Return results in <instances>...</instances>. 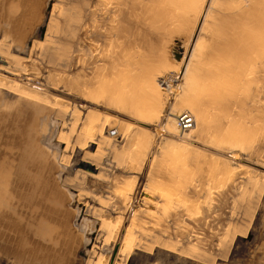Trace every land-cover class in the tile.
<instances>
[{
  "label": "rangeland",
  "instance_id": "1",
  "mask_svg": "<svg viewBox=\"0 0 264 264\" xmlns=\"http://www.w3.org/2000/svg\"><path fill=\"white\" fill-rule=\"evenodd\" d=\"M92 1L0 0V53H3L0 54V66L1 70L6 68L8 69H5L6 71L15 73L13 75L0 70V264H94L98 254L103 255L100 264H105L104 262L116 264L117 260L119 262L117 264H264V189L259 185L264 178L259 174L251 173L255 168L262 171L260 167L264 166V68L257 70L249 87L244 79L245 70H240L235 65L222 68L227 71L230 81L228 79L227 82L223 84L219 82V84L226 88L214 83V78L209 79L200 75L201 79L198 73L197 75L191 73L190 57H192L194 41L200 32L199 27L204 23L203 16L209 0H199V4L203 3L204 7L201 6L200 18L199 14L196 18H192V14H187L189 16L186 15L187 19L180 16L178 20L185 23H180L179 26L176 25L179 22L175 20L173 22L176 15L172 16L171 23L178 27L170 24L172 29L168 31V35L162 31L164 23L159 11L163 6L161 3L166 0H116L118 3L115 0ZM90 6L92 9H89ZM253 6L256 10L252 8ZM253 6H249L253 9L251 11L262 13L264 6L258 5V7L257 4V7ZM112 7L121 9L115 15L110 12ZM188 8L186 9L191 10ZM217 8L215 14H221L213 19L210 18L213 21L209 23L208 30L215 29L221 24L225 25L226 20L228 24L234 22L226 17L224 9L221 8L222 10L217 12L219 11ZM219 15L222 17L219 18ZM152 16H157L158 19L153 21L155 17ZM177 17L176 21H178ZM150 18L152 22H148ZM224 18L226 19L223 20ZM111 19L112 23L109 21ZM250 20L252 28L250 27L249 37L251 38L258 20L254 16ZM214 21H219V24L213 23ZM107 27L113 30L109 31L110 28ZM107 31L110 34L112 32L111 36ZM170 31L172 33H169ZM106 34L109 37H106ZM210 34L209 32L206 35L207 38L204 35L203 39L207 40V44L203 40V47L200 49L203 51L207 48L212 49L215 45L213 50L216 57L213 58L217 61L232 57L239 50L231 38L225 39V44L219 39L223 42L220 44L213 38L214 34ZM77 36L79 39L81 37L83 42L77 40ZM106 38H110L106 40V43H110L103 44ZM130 48L137 51L141 48V51H138L140 54H131ZM100 49H104L105 52H101ZM155 49L157 50L153 53ZM150 52L155 54V57L153 56L155 61L154 58L149 57L152 59L149 60L146 56H150L152 54H148ZM99 55L104 58H100ZM140 55L143 60L147 57L148 60H145L148 64L149 61L154 63L158 61L160 69L157 64L156 70L165 71L166 76L158 85L160 91L158 95L153 93L156 87L153 83L147 80L139 89V85L136 84V82L139 84V81L135 80V76L130 75L128 59ZM107 61L109 64L106 63ZM18 65H20L19 71H17ZM121 66L125 68L121 69ZM119 68L125 71L121 73ZM12 69L14 71H11ZM112 69L113 74L110 73ZM185 73L189 74V80L188 75L186 74L187 77L185 75L187 81L184 78ZM6 78L11 79L5 80ZM233 78L235 79L232 80ZM231 80L235 81L234 84ZM190 81L196 83L198 87L193 84L191 87ZM211 84L213 86H210ZM206 85L208 91L203 89ZM147 86L149 91L145 89ZM233 86L234 88L231 89ZM184 88L190 90L188 92L191 96L184 91ZM178 89L180 92L176 91ZM233 90L235 91L232 92ZM211 92L214 96L219 92L218 101L215 100L217 103H213L211 109L224 110L234 107L236 110L239 107L240 112L237 119L228 118V121L232 119L231 124L223 121V118H213V125L209 123V131L200 121V112H203L207 104L204 101L205 94ZM144 96L147 104L151 103L150 107L155 106L160 110L147 119V127L122 116H130V114H135L134 117L138 116V110L144 103L142 102ZM154 96L158 99H153ZM193 96L194 101L191 98ZM176 99L180 102H176ZM150 100L159 101L152 104ZM191 102H194L195 108L189 113L193 116L195 126L188 131H181L176 124L177 137H169L164 132L163 118L170 117L168 114L172 112L176 123V114L181 110L187 111L186 107ZM135 104L137 106H134ZM110 117L129 122L132 125V127L130 125L131 129L127 130L125 126L121 128L119 125L116 127ZM253 120L256 125L252 123ZM234 122H241V126L237 125L236 128L232 124ZM215 123L217 125L221 123L220 128ZM100 131H103V138ZM215 131L220 137L226 136L223 143H220L221 146L214 147L224 153L223 157L210 154L211 150L208 148L209 143L212 142V136L209 135L216 133ZM231 133L234 136H230ZM83 134L86 136L94 134V137L86 138V145H83ZM76 136L83 137L77 140ZM108 137L113 139L109 140ZM76 140L79 143H76ZM175 140H185L187 146L191 145L187 148L177 147ZM170 151V154L174 155L173 158L167 153ZM173 160L175 166L172 165ZM258 175L259 177H256ZM151 181L154 184H151ZM167 185L173 186V190L178 189L176 195H173L175 200H168L170 197L162 188ZM255 190L261 193L256 194ZM205 192L207 194L203 197ZM204 204L208 205L204 206ZM184 205L187 208L184 209ZM143 208L154 211L157 218L155 223L152 219V222H145L147 219L144 218L143 213L138 212L144 211ZM184 212H187V215ZM138 221L141 222L140 226ZM132 222H136V226ZM154 224L158 228H155ZM145 225L148 227L145 228ZM108 227L112 229V234L107 237ZM128 228L131 229L130 231L134 228L133 235L136 234L137 228L142 230L134 248H131L132 251L129 250L130 253L128 252L126 257L125 254L121 255L115 251L112 253L110 246L116 244L118 248L123 236L129 231ZM181 233L185 235L181 237ZM47 236L49 238L51 236L53 241L47 240ZM105 240L109 245L105 244ZM191 245L198 250L195 251L194 248L192 250Z\"/></svg>",
  "mask_w": 264,
  "mask_h": 264
},
{
  "label": "bare ground",
  "instance_id": "2",
  "mask_svg": "<svg viewBox=\"0 0 264 264\" xmlns=\"http://www.w3.org/2000/svg\"><path fill=\"white\" fill-rule=\"evenodd\" d=\"M94 1V0H93ZM92 1V2H93ZM118 1V0H117ZM116 0H115V2L116 3H118ZM127 1H129V0H127ZM162 1V0H161ZM208 1V0H207ZM206 1V2H207ZM238 0H209V3H208V7H207V10H206V12H205V15L203 16L204 17V23H203V25H202V27H199L200 28V32L199 31H197V32H199L198 33V37H197V39H196V41H194V46H193V50H192V57H190L191 58V61H190V66H191V73L193 72V73H195L196 75H197V73L199 74V77H200V75H203V76H205V77H208L209 79H212V78H214V81L212 80V82H214V83H218L219 84V82H221L222 84H223V82H227V80L229 79L228 78V74H227V71H225V70H223L222 68L224 67V68H228L229 66H231V65H235V66H237V68L238 69H240V70H245V73H246V77L244 78L245 79V81H246V84H247V86L249 87V85H250V83H251V79H253L252 77L255 75V73L257 72V70L259 69V68H261V69H263L264 68V14H262L263 13V11H264V9H263V11H262V13L260 14L259 12V14L257 13V11H251V9L253 8V9H255L254 8V6L253 5H255L256 6V4H257V6L258 5H262V6H264V0H243L242 2H240V3H238L237 2ZM241 1V0H240ZM114 2V3H115ZM160 2V1H159ZM201 2V1H200ZM123 3V2H122ZM126 3V2H125ZM130 3V2H129ZM161 3V2H160ZM163 3H165V4H163ZM254 3V4H253ZM18 4V3H17ZM163 6H161V10L159 9V11L161 12V14H162V18L161 19H163V23L164 24H162L163 26H162V31H164V32H166V34L165 35H168L167 33H168V31L169 30H171L172 28H170V24H172L173 22H174V20H175V22H179V23H176V25L178 24H180V23H182V24H184L183 22H182V20L180 21V20H178V19H180V16L182 17L183 16V18H185L186 17V19L189 17L187 14H192L193 15V17L192 18H196V17H198L199 16V18L201 17V14L199 13L200 11H201V9H202V7H203V3L202 4H199V0H187V4H186V0H166L165 2H162L161 3ZM160 4V5H161ZM207 4V3H206ZM119 5H121V4H119ZM130 5V4H129ZM141 5V4H140ZM153 5V4H152ZM158 5V4H157ZM157 5H156V7H157ZM186 5H188L187 7H189L191 10H187L186 8ZM205 5V4H204ZM15 6V5H14ZM86 6H88V5H86ZM116 6H117V4H116ZM122 6H123V4H122ZM131 6V5H130ZM129 6V7H130ZM142 6H143V4H142ZM146 5H144V7H145ZM202 6V7H201ZM249 6H253L252 8L251 7H249ZM256 6V7H257ZM6 7V6H5ZM127 7V6H126ZM125 7V8H126ZM132 7V6H131ZM130 7V8H131ZM148 7V6H147ZM155 7V9H156V12H157V8ZM217 7H220V9L219 8H217ZM259 7V6H258ZM86 8V7H85ZM116 8V9H115ZM115 8H113L112 7V9H111V13L113 14H117V12L119 11V9H121L120 7H115ZM129 8V9H130ZM135 8V7H134ZM159 8V7H158ZM188 8V9H189ZM204 8V7H203ZM215 8H217V9H219V11L217 10V12H220V10H222V9H224V13L226 14V17H228V18H230V21H231V19H232V21H234V22H232V24L230 23V24H228L227 23V20H226V24L224 25V24H221L220 26L218 25L219 24V21L217 22V21H214L213 23H215V22H217V25H218V27L216 26V28L215 29H211V30H208L209 29V27L210 26H208L209 25V23L211 24L212 23V21L210 20V18H212L213 19V17H215V16H217L218 14H221V13H218L217 15L215 14ZM222 8V9H221ZM262 8V7H261ZM89 9H92L91 8V6H90V8ZM145 9H146V7H145ZM144 9V10H145ZM154 9V10H155ZM250 9V10H249ZM252 9V10H253ZM259 9V8H258ZM134 10V9H133ZM138 10V9H137ZM256 10V9H255ZM259 10H261V9H259ZM89 11V10H88ZM95 11V10H94ZM121 11V10H120ZM127 11V10H126ZM129 11V10H128ZM140 11H141V8H140ZM153 11V10H152ZM188 11V12H187ZM12 12V11H11ZM90 12H91V10H90ZM134 12H135V10H134ZM155 12V11H154ZM222 12V11H221ZM256 12V13H255ZM92 13V12H91ZM93 13H95V12H93ZM138 13V12H137ZM136 13V14H137ZM158 13V12H157ZM224 13H223V16H224ZM96 14V13H95ZM111 14V16H113ZM141 14V13H140ZM146 14V13H145ZM151 14V13H150ZM199 14V15H198ZM239 14H240V16H239ZM82 15V14H81ZM132 15H134V14H132ZM148 15V14H147ZM151 15H153V13L151 14ZM154 15H156L155 13H154ZM174 15H176V16H174ZM188 17H187V16ZM198 15V16H197ZM228 15V16H227ZM233 15V16H232ZM248 15V16H247ZM84 16V15H83ZM89 16V15H88ZM110 16V17H111ZM137 16V15H136ZM143 16V15H142ZM172 16H174V18L175 19H173V22L171 23V21H172ZM177 16H179V18L177 17ZM220 16V15H219ZM230 16V17H229ZM252 16H254L255 18H256V20H258L257 22H256V26H255V28H254V30H255V32L254 33H252V35H253V37H249L251 34H250V27H251V22H249V20H250V18L252 17ZM90 17V16H89ZM114 17V16H113ZM119 17V16H118ZM147 17V16H146ZM152 17H155V19L153 20V21H155L156 19H158V18H156L157 16H152ZM151 17V18H152ZM176 17H177V20L178 21H176ZM222 16H220L219 18H221ZM232 17V18H231ZM151 18L148 20V22L151 20ZM90 19V18H89ZM144 19V18H143ZM160 19V18H159ZM160 19V20H161ZM215 19V18H214ZM216 19H218L217 17H216ZM226 18H224L223 20H225ZM254 19V18H253ZM88 20V19H87ZM124 20H126V19H124ZM145 20V19H144ZM143 20V21H144ZM199 20V19H198ZM220 20V19H219ZM8 21V20H7ZM109 21H111V23L113 22V20L111 19V20H109ZM184 21V20H183ZM197 21V20H196ZM222 21V20H221ZM229 21V22H230ZM251 21V20H250ZM82 22V21H81ZM115 22V21H114ZM130 22V21H129ZM146 22V21H145ZM144 22V23H145ZM150 22H152V21H150ZM159 22V21H158ZM202 22V21H201ZM200 22V23H201ZM223 22V21H222ZM225 22V21H224ZM223 22V23H224ZM88 23V22H87ZM93 23V22H92ZM109 23V22H108ZM133 23V22H132ZM154 23V22H153ZM197 23V22H196ZM221 23V22H220ZM8 24V23H7ZM137 24V23H136ZM146 24H148L147 22H146ZM150 24V23H149ZM174 24V23H173ZM172 24V25H173ZM228 24V25H227ZM109 25H111L110 23H109ZM157 25V24H156ZM171 25V26H172ZM176 25H173V26H175L176 27ZM201 25V24H200ZM231 25V26H230ZM253 25V24H252ZM19 26V25H18ZM114 26V25H113ZM148 26V25H147ZM150 26V25H149ZM159 26H161V25H159ZM172 26V27H173ZM179 26H181V25H179ZM197 26V25H196ZM211 26H213V25H211ZM214 26V27H215ZM93 27V26H92ZM91 27V28H92ZM151 27V26H150ZM174 27V28H175ZM178 27V26H177ZM176 27V28H177ZM6 28V27H5ZM107 28H110V27H107ZM146 28V27H145ZM159 28H161V27H159ZM180 28V27H179ZM213 28V27H212ZM252 28V27H251ZM86 29H87V27H86ZM93 29V28H92ZM112 28H110V29H108L109 31L111 30ZM136 29V28H135ZM152 29V28H151ZM154 29V28H153ZM156 29V28H155ZM113 30V29H112ZM111 30V31H112ZM160 30V29H159ZM173 30H175V29H173ZM89 31V30H88ZM109 31H107V34L108 35H110L111 36V34H112V32H111V34H110V32ZM140 31V30H139ZM143 31V30H142ZM158 31V30H157ZM179 31H180V29H179ZM135 32V31H134ZM209 32L211 33L210 35H212V34H214V36L215 37H213L214 39H216L217 40V42L218 43H223L221 40H223L224 41V44H225V39H229V38H231V41L232 42H235V43H233L235 46H237L238 48H239V50L238 51H236L233 55H232V57L231 56H229V57H225V59H221L222 61H217L216 59H214L213 57H216V56H214V54H215V51L213 50L214 49V46L215 45H213V48L211 49V48H207V49H205L204 51H203V49H200V48H202L203 47V37H204V35H205V37H206V35H208L209 34ZM92 33V32H91ZM161 33H163V32H161ZM169 33H172L171 31L169 32ZM105 35L106 37H109L108 35ZM139 34V33H138ZM178 35V34H177ZM241 35H243V38L241 39ZM169 36H170V34H169ZM76 37V36H75ZM74 37V38H75ZM78 37V39L77 40H80V42L82 41L83 42V40L81 39V37H80V39H79V36H77ZM123 37V36H122ZM125 37V36H124ZM140 37V36H139ZM142 37V36H141ZM171 37H172V35H171ZM209 37H211V36H209ZM105 38V37H104ZM207 38V37H206ZM213 38H211V39H213ZM99 39V37L97 38V40ZM109 40L110 38H106V39H104L105 40V42L103 43V44H108V43H110V42H108V43H106V40ZM123 39V38H122ZM127 39V38H126ZM137 39V38H136ZM158 39V38H157ZM161 39V38H160ZM176 39V38H175ZM209 39V38H208ZM219 39H221L220 41H219ZM239 39H241L240 41H239ZM107 40V41H108ZM119 41V40H118ZM117 41V42H118ZM193 41V40H192ZM210 40H208V42H209ZM212 41H214V40H212ZM116 42V43H117ZM150 42H152V41H150ZM149 42V43H150ZM153 42H155V41H153ZM167 42V41H166ZM166 42H165V44H166ZM215 42V41H214ZM239 42H240V45H239ZM193 43V42H192ZM204 43L205 44H207V40L205 41L204 40ZM210 43V42H209ZM216 43V42H215ZM217 43V46L219 45ZM118 44V43H117ZM121 44V43H120ZM119 44V45H120ZM138 44V43H137ZM168 44V43H167ZM83 44H81V46H82ZM155 45V44H154ZM161 45V44H160ZM212 45H211V47H212ZM95 46V45H94ZM98 46V45H97ZM97 46H95V47H97ZM104 46V49L106 48L105 47V45H103ZM103 46H101V47H103ZM131 46V45H130ZM144 46V45H143ZM142 46V47H143ZM229 46V45H228ZM100 47V46H99ZM108 47V46H107ZM114 47V46H113ZM133 47H135V46H133ZM148 47H150V46H148ZM161 47V46H160ZM159 47V48H160ZM216 47V46H215ZM112 48V47H111ZM116 48V47H115ZM114 48V49H115ZM147 48V47H146ZM151 48V47H150ZM149 48V49H150ZM156 48V47H155ZM103 49V50H104ZM119 49V48H118ZM122 49V48H121ZM131 49V48H130ZM141 48H139V50H140ZM144 49V48H143ZM154 49V48H153ZM101 50V49H100ZM100 50H98L99 52H100ZM103 50H101V52L103 51ZM107 50V49H106ZM116 50H117V48H116ZM138 50V51H139ZM146 50V49H145ZM148 50V49H147ZM157 49H155L154 51H153V53H155V51H156ZM159 50V49H158ZM226 50V49H225ZM137 51V49H131L129 52L131 53V54H137V55H139L140 53ZM141 51V50H140ZM152 51V50H151ZM160 51H161V48H160ZM202 51V52H201ZM63 52V51H62ZM97 52V51H96ZM96 52H94V53H96ZM98 52V53H99ZM103 52H105V51H103ZM108 52V51H107ZM116 52V51H115ZM143 52V51H142ZM148 52V51H147ZM110 53H111V51H110ZM144 53V52H143ZM152 52H150V53H148V54H151ZM153 53L149 56V55H146V56H148V59L149 60H152L151 58H154L155 56V54L153 55ZM157 53H159V54H162L161 52H159V51H157ZM157 53H156V56H157ZM1 55L3 54L2 52L0 53ZM114 54V53H113ZM145 54V53H144ZM143 54V55H144ZM78 55V54H77ZM100 55H101V53H100ZM99 55V56H100ZM102 55L104 56V54L102 53ZM107 55V54H106ZM80 56V55H79ZM96 56H97V53H96ZM102 56V57H103ZM154 56V57H153ZM228 56V55H227ZM82 57V56H81ZM101 56H100V58H102ZM108 57H109V55H108ZM118 57V56H117ZM123 57V56H122ZM141 55L140 56H137V57H135V58H132V59H128V63H129V66H130V75L131 76H135L136 77V81L138 80L139 81V84H138V82H136V84L137 85H139L138 87H139V89L140 88H142L143 86H144V84H145V81H147V82H151V83H153V85H155L156 87H154V91H153V93H155V95H158L157 93H159L160 91H159V87H158V85H160L161 84V81L163 80V78H165V76H166V74L162 71V70H156L157 68H156V65L157 64H159L158 63V61H157V63H154V62H150L149 61V64H148V59H147V57H145L144 58V60L143 59H141ZM149 57H151V58H149ZM158 57H159V55H158ZM2 58V57H1ZM75 58V57H74ZM97 58H99L98 56H97ZM104 58V57H103ZM106 58H107V56H106ZM105 58V59H106ZM110 58H112L111 57V55H110ZM143 58V57H142ZM162 58L164 59V61H165V58L162 56ZM188 59H189V57H187ZM196 58H198V60L196 59ZM145 59H147V60H145ZM163 59L161 60V61H163ZM194 59H196L197 60V63H196V60H194ZM239 60V62H238V60ZM29 60V59H28ZM122 60V59H121ZM156 60H157V57H156ZM181 60V59H180ZM190 60V59H189ZM192 60H193V62H192ZM123 61H124V59H123ZM147 61V62H146ZM153 61H155V58H154V60ZM31 62V61H30ZM94 63H95V60L93 61ZM102 62V61H101ZM177 62V61H176ZM186 62V61H185ZM240 63L239 65H237L238 63ZM106 63H108L109 64V61H107ZM106 63H104L105 64V66H106ZM152 63V64H151ZM154 63V64H153ZM169 63V62H168ZM189 63V62H188ZM48 64V63H47ZM182 64V63H181ZM94 65H96V64H94ZM185 65V64H184ZM17 66V65H16ZM129 66H127V67H129ZM160 66V64L158 65V67ZM7 67V66H6ZM14 67V66H13ZM19 67H20V65H18V70L17 71H19ZM111 67V66H110ZM117 67H118V65H117ZM116 67V68H117ZM174 67V66H173ZM181 67H182V65H181ZM115 68V69H116ZM121 69L123 68L122 66L120 67ZM119 68V70H120V72L121 71H125V70H121ZM125 68V67H124ZM123 68V69H124ZM162 68V67H161ZM176 68H178V67H176ZM6 69V68H5ZM2 69L1 70V66H0V70L1 71H3V72H7L8 74L10 73V74H15V73H13V72H9V71H6V70H8V69ZM15 69V68H14ZM14 69H12L11 71H14ZM67 69V68H66ZM159 69H160V67H159ZM164 69V68H163ZM168 69H170V68H168ZM167 69V70H168ZM22 70V69H21ZM20 70V71H21ZM64 70V69H63ZM119 70H118V72H119ZM184 70V69H183ZM188 70V69H187ZM24 71V70H23ZM45 71V70H44ZM189 71V70H188ZM187 71V72H188ZM239 71V70H238ZM183 72V71H182ZM186 72V71H185ZM110 73H112L113 74V69H112V71L110 72ZM122 73V72H121ZM172 73V72H171ZM190 73V74H191ZM229 74H230V72H228ZM233 73H235V72H233ZM19 73L17 72V74L16 75H18ZM101 74V73H100ZM105 74V73H104ZM120 74V73H119ZM118 74V75H119ZM187 73H185L184 74V78H185V80H186V77H187V75H188V80H189V74H187ZM239 74H240V72H239ZM238 74V75H239ZM259 74V73H258ZM121 75V74H120ZM169 75V74H168ZM185 75H186V77H185ZM236 75V74H235ZM238 75H237V77H238ZM257 75V74H256ZM261 75V74H260ZM4 76V75H3ZM100 76V75H99ZM107 76V75H106ZM111 76V75H110ZM192 76V75H191ZM190 76V77H191ZM113 77V76H112ZM121 77H123V76H121ZM132 77V78H133ZM196 78H197V76H195ZM5 78V77H4ZM125 78V77H124ZM131 78V79H132ZM201 78V77H200ZM231 78V77H230ZM9 80V79H11V78H6L5 80ZM109 79V78H108ZM113 79H114V77H113ZM128 79V78H127ZM130 79V78H129ZM162 79V80H161ZM192 79V78H191ZM198 79V78H197ZM202 79V78H201ZM208 79V80H209ZM235 78H233L232 80H234ZM102 80V79H101ZM107 80V79H106ZM125 80H126V78H125ZM161 80V81H160ZM231 80V81H232ZM74 81V80H73ZM111 81V80H110ZM120 81H121V79H120ZM174 81V80H173ZM181 82H182V79L180 80ZM187 81V80H186ZM192 81H194V79L192 80ZM199 81H201V80H199ZM229 81H230V79H229ZM96 82V81H95ZM123 82V81H122ZM128 82V81H127ZM134 83H135V81H133ZM211 82V83H212ZM233 82V84H234V82L235 81H232ZM237 82V81H236ZM8 83V82H7ZM14 83H16L15 81H14ZM79 83V82H78ZM185 83V82H184ZM191 85H190V84ZM189 83H185V84H189L191 87H192V84H193V86H197V84L195 83H192L191 81L189 82ZM203 84H204V82H202ZM206 83H207V81H206ZM220 83V84H221ZM238 83V82H237ZM6 84V83H5ZM86 84V83H85ZM99 84V83H98ZM149 84V83H148ZM180 84V83H179ZM184 84V86L186 87V85ZM219 84V85H220ZM225 84V83H224ZM231 84V83H230ZM230 84H228V85H230ZM135 85V84H134ZM166 85V84H165ZM217 85V84H216ZM131 86H133V84L131 85ZM183 86V85H182ZM205 86V85H204ZM210 86H213L212 84L210 85ZM209 86V87H210ZM221 86V85H220ZM181 87V86H180ZM198 87V86H197ZM200 87V86H199ZM217 87V86H216ZM221 87H224V88H226L224 85H222ZM134 88V87H133ZM149 88V86H147V87H145V89L147 90ZM177 88V87H176ZM193 88H195V87H193ZM201 88V87H200ZM199 88V89H200ZM207 88V85H206V87L205 88H203V89H206ZM211 88H213L214 89V87H211ZM223 88V90H225ZM229 88V87H228ZM228 88H227V90H228ZM232 88H234V86L233 87H231V89ZM102 89V88H101ZM136 89V88H135ZM144 89V88H143ZM142 89V90H143ZM185 89V88H184ZM186 89H187V87H186ZM184 90V91H187V90ZM189 89V88H188ZM197 89V88H196ZM196 89H194V90H196ZM199 89H197V90H199ZM208 89V88H207ZM206 89V90H207ZM246 89H249V88H247L246 87ZM245 89V90H246ZM98 90V89H97ZM118 90V89H117ZM123 90V89H122ZM125 90V89H124ZM192 90V89H191ZM205 90V91H206ZM210 90V89H209ZM242 90V89H241ZM245 90H243V92L245 91ZM103 91V90H102ZM118 91H121V90H118ZM147 91H149V89L147 90ZM176 91H178V92H180L179 91V89L178 90H176ZM183 91V90H182ZM189 92H190V90H188ZM186 92V93H189V92ZM208 91V90H207ZM206 91V92H207ZM213 91V90H212ZM226 91V90H225ZM231 91V90H230ZM235 90H233L232 92H234ZM248 91H250V90H248ZM42 92V91H41ZM82 92V91H81ZM93 92V91H92ZM144 92V91H143ZM162 92V91H161ZM199 92H201V91H198V93ZM204 92V91H203ZM242 92V91H241ZM145 93V92H144ZM153 93L151 94V95H153ZM177 93V92H176ZM176 93H174V94H176ZM202 93V92H201ZM200 93V94H201ZM222 93H223V91H222ZM245 93V92H244ZM243 93V94H244ZM133 94V93H132ZM150 94V93H149ZM179 94V93H178ZM185 94V93H184ZM195 94V93H194ZM199 94V95H200ZM216 94V93H215ZM219 94V92L214 96L213 94H212V92L210 93V94H205V97H206V99L204 98V101L207 103L206 104V107H204L205 109L204 110H202L203 112H200L201 113V120L200 121H202L203 122V124H204V127L206 126V130H208L209 129V131H210V128H208L209 127V123H211L212 124V119L213 118H223V121H225V122H228V123H230V121L232 120H230V121H228V118H235V119H237V116H238V114H239V112H240V110L238 109L239 107H237V109L236 110H234V107L233 108H231L230 107V109L229 108H224V110L223 109H221L220 110V108L219 109H211V108H213L212 107V104L214 103H217L215 100H217L218 101V95ZM232 94V93H231ZM119 95V94H118ZM144 95V94H143ZM142 95V96H143ZM145 95H146V93H145ZM167 95V94H166ZM183 95V94H182ZM189 95H190V93H189ZM192 95H193V92H192ZM196 95V94H195ZM194 95V96H195ZM229 95H230V93H229ZM110 96V95H109ZM120 96V95H119ZM122 96V95H121ZM140 96V95H139ZM174 96V95H173ZM185 96V95H184ZM191 96V95H190ZM193 96V97H194ZM203 96H204V94H203ZM217 96V97H216ZM222 96V95H221ZM239 96V95H238ZM244 96V95H243ZM145 97V96H144ZM155 98H153V99H158V97L157 96H154ZM193 97H191L192 99H193V101H194V99H195V97L193 98ZM201 97V96H200ZM123 98V97H122ZM185 98V97H184ZM183 98V99H184ZM188 98H189V96H188ZM228 98V97H227ZM45 99V98H44ZM121 99V98H120ZM141 99V98H140ZM142 99H143V97H142ZM146 99V97L144 98V100L142 101V102H144L143 104H141L142 106L139 108V110H138V116L136 115V117H134V115L135 114H130V116L128 115V116H126V115H122L123 117H125V118H127V119H130V120H132V121H135L136 123L138 122V123H140V125L141 124H143V125H147L146 124V121H147V119L150 117H153V115L152 114H157L158 112L157 111H160V110H158V108H155V106L154 107H150L149 105L151 104H147V101L145 100ZM162 99V98H161ZM173 99H175V98H173ZM182 99V100H183ZM234 98H231V100H233ZM242 99H243V97H242ZM147 100H148V98H147ZM151 100H152V98H151ZM150 100V101H151ZM184 100H186V98L184 99ZM183 100V102H185ZM191 99H189V101H190ZM230 100V101H231ZM238 100H239V98H238ZM159 101V100H158ZM158 101L156 100V101H154V102H157L158 103ZM175 101V100H174ZM180 101H181V98H180ZM179 100H177L176 99V102H180ZM196 101V100H195ZM202 101H203V99H202ZM46 102V101H45ZM151 102H153V101H151ZM154 102L152 103V104H154ZM182 102V101H181ZM187 102V101H186ZM241 102H242V100H241ZM91 103V102H90ZM116 103V102H115ZM130 103V102H129ZM139 103V102H138ZM141 103V102H140ZM240 103V102H239ZM117 104V103H116ZM131 104V103H130ZM176 104V103H175ZM184 104H186V103H184ZM183 104V105H184ZM198 104V103H197ZM124 105V104H123ZM155 105H157V104H155ZM205 105V104H204ZM223 105V104H222ZM238 105H240L241 106V104H238ZM51 106V105H50ZM97 106V105H96ZM134 106H137V104H135ZM188 107H186V109H187V111L189 112V111H193V109L195 108V105H194V102H191V103H189L188 105H187ZM218 106V105H217ZM67 107V106H66ZM80 107V106H79ZM172 107H174V106H172ZM171 107V108H172ZM227 107V106H226ZM64 108V107H63ZM62 108V109H63ZM133 108V107H132ZM165 108V107H164ZM170 108V109H171ZM198 108V107H197ZM221 108H223V107H221ZM111 109V108H110ZM163 109V108H162ZM169 109V108H168ZM65 110V109H64ZM134 110H135V108H134ZM172 110H173V108H172ZM199 110V109H198ZM110 111V110H109ZM137 111V110H136ZM199 111H201V110H199ZM114 112V111H113ZM132 112V111H131ZM135 112V111H134ZM170 112V111H169ZM136 113V112H135ZM168 113V112H167ZM257 113V112H256ZM117 114V113H116ZM159 115H160V113H159ZM167 116V115H166ZM168 116H170V117H164L163 118V120H164V132H166L167 133V135L169 136V137H172V138H176L177 137V127H176V123L174 122V118H173V116H174V114L171 112V113H169L168 114ZM158 117V116H157ZM160 117H162V116H160ZM172 117V118H171ZM247 117H250V116H247ZM70 118V117H69ZM109 118V117H108ZM110 118H112L114 121H113V124H116V127H117V125H119L121 128L123 127V126H125V129H127V130H130L131 129V127H132V125L129 123V122H124V120L122 121L121 119H117V118H113V117H110ZM154 118H156V116L154 117ZM199 118V117H198ZM161 119V118H160ZM260 119V118H259ZM74 120V119H73ZM151 121H152V119H150ZM162 120V121H163ZM199 120V119H198ZM252 120V119H251ZM255 120H256V118H255ZM255 120H253L252 121V123L255 121ZM156 121V120H155ZM154 121V122H155ZM199 121V122H200ZM219 121H220V119H219ZM221 121H222V119H221ZM248 121V120H247ZM72 122V121H71ZM150 122V121H149ZM159 122V121H158ZM198 122V123H199ZM249 122V121H248ZM247 122V123H248ZM148 123V122H147ZM197 123V124H198ZM219 123V122H218ZM242 123H244V122H242ZM255 123V122H254ZM126 124H129V126H127ZM150 124H153V123H150ZM150 124H149V126H150ZM195 121H194V125H193V127L195 126ZM216 124V123H215ZM221 124V123H220ZM219 124V125H220ZM231 124V123H230ZM236 128H238L237 127V125L238 126H241L240 124H241V122L239 123V122H234V123H232ZM245 124H246V121H245ZM72 125V124H71ZM130 125H131V127H130ZM156 125V124H155ZM199 125V124H198ZM198 125H196V127H198ZM213 125V124H212ZM217 125V124H216ZM219 125H217V126H219ZM229 124H227V126H228ZM247 125V124H246ZM245 125V126H246ZM255 125H256V123H255ZM203 126V125H202ZM211 126V125H210ZM223 126V125H222ZM263 126V125H262ZM147 127V126H146ZM193 127H192V129H193ZM226 127V126H225ZM230 127V126H229ZM231 127H232V125H231ZM234 127V128H235ZM258 127H260V126H258ZM124 128V127H123ZM200 128H201V126H200ZM200 128H198V129H200ZM218 128H220V126L218 127ZM227 128V127H226ZM119 129V128H118ZM124 129V130H125ZM222 129H223V127H222ZM232 129H233V127H232ZM241 129V128H240ZM247 129V128H246ZM139 130V129H138ZM147 130V129H146ZM205 130V131H206ZM216 131H217V128L215 129ZM220 129H218V131H219ZM229 130V129H228ZM236 130V129H235ZM248 130V129H247ZM75 131V130H74ZM126 131V130H125ZM215 131V132H216ZM233 131V130H232ZM232 131H230V132H232ZM237 132H238V130H236ZM240 131V130H239ZM83 132H85V130L83 131ZM124 132V131H123ZM225 132H226V130H225ZM227 132H229V131H227ZM254 132V131H253ZM78 133V132H77ZM80 133V132H79ZM78 133V134H79ZM118 133V132H117ZM117 133H115V134H117ZM125 133V132H124ZM123 133V134H124ZM207 133V132H206ZM220 133H222V132H220ZM235 133V131L233 132V134ZM100 134H101V136H102V138H103V131H100ZM111 134V133H110ZM128 134V133H127ZM240 134V133H239ZM84 135V138L82 139V137H78V136H76V137H78L77 138V140L79 139V138H81L82 139V144L83 145H86V138H89V137H94V134H88L89 136H86L85 134H83ZM125 135H126V133H125ZM219 135V133L218 132H216V133H214V134H212V133H210V135L209 136H212V142H210L209 144L210 145H214L213 147L212 146H208V148H209V150H211L210 151V154L212 153L213 155H215V156H217V155H219V156H224V153L218 148V149H215L214 147H216L217 148V146H221L220 145V143L222 144L223 143V140H225L224 138L226 137L225 135V137L224 136H218ZM222 135V134H221ZM229 135V134H228ZM232 135V133L230 134V136ZM80 136H81V134H80ZM96 136V135H95ZM123 135H121V137H122ZM232 136H234V135H232ZM75 137V138H76ZM132 137V136H131ZM109 138V137H108ZM112 138V137H111ZM111 138H109V140L111 139ZM125 138V137H124ZM232 138H234V137H232ZM232 138H231V140H232ZM81 139H79V140H81ZM113 139V138H112ZM171 139V138H170ZM169 139V140H170ZM188 139V138H187ZM255 139V138H254ZM77 140H76V143H79V142H77ZM123 140V139H122ZM135 140V139H134ZM192 140V139H191ZM230 140V139H229ZM243 140V139H242ZM173 141H174V139H173ZM172 140H171V142H173ZM176 141V140H175ZM193 141V140H192ZM209 141H211V140H209ZM208 141V142H209ZM234 141V140H233ZM88 142V141H87ZM111 142V141H110ZM177 143V147H180V146H185V148H187V147H190V145L191 144H188L189 146H187V143L185 142V140H182V141H176ZM225 142V141H224ZM230 142V141H229ZM81 143V142H80ZM122 143V142H121ZM212 143V144H211ZM231 143H233V142H231ZM241 143H242V141H241ZM174 145V144H173ZM207 145V144H206ZM138 146V145H137ZM238 146V145H237ZM236 146V147H237ZM134 147V146H133ZM132 147V148H133ZM232 147V146H231ZM194 148V147H193ZM241 148V147H240ZM168 149V148H167ZM176 149V148H175ZM178 149V148H177ZM195 149H199V148H195ZM135 150V149H134ZM160 150V149H159ZM182 150V149H181ZM185 150V149H184ZM204 150V149H203ZM209 150H208V152H209ZM129 151V150H128ZM199 151V150H198ZM201 151V150H200ZM223 151H225V150H223ZM164 152V151H163ZM166 152V151H165ZM179 152V151H178ZM187 152V151H186ZM205 152V151H204ZM207 152V151H206ZM238 152V151H237ZM167 153H171V151L170 152H167ZM195 153V152H194ZM233 153V152H232ZM177 154V153H176ZM234 154V153H233ZM170 155H172L171 157L173 158L174 157V155L173 154H170ZM170 155H168V157L170 156ZM189 155V154H188ZM126 156V155H125ZM183 156V155H182ZM177 157V156H176ZM184 157V156H183ZM218 157V156H217ZM235 157V156H234ZM239 157V156H238ZM163 158V157H162ZM197 158H198V156H197ZM170 159V158H169ZM185 159H186V157H185ZM163 161V160H162ZM161 161V162H162ZM185 161H187V159L185 160ZM244 161V160H243ZM242 161V162H243ZM247 161V160H246ZM164 162V161H163ZM170 162V161H169ZM174 162H175V160H173V163H172V165L174 164ZM134 163V162H133ZM250 163V162H249ZM244 164V163H243ZM154 165V164H153ZM152 165V166H153ZM169 165H170V163H169ZM176 165V163L173 165V166H175ZM123 166V165H122ZM172 166V167H173ZM195 166V165H194ZM198 166V165H197ZM240 166V165H239ZM244 166V165H243ZM171 167V168H172ZM182 167V166H181ZM191 167V166H190ZM164 168V167H163ZM245 168V167H244ZM243 168V169H244ZM259 168V167H258ZM261 168V170L262 171H260V170H256V168L254 169V172L252 171L251 173H255V174H259L260 176H261V178L263 177L264 178V166H262V167H260ZM173 169V168H172ZM175 169V168H174ZM182 169V168H181ZM217 169V168H216ZM238 169V168H237ZM239 169H241V168H239ZM231 170V169H230ZM233 170V169H232ZM159 171V170H158ZM176 171V170H175ZM222 171V170H221ZM149 172V171H148ZM156 172V171H155ZM179 172H180V169H179ZM187 172H188V170H187ZM226 173V172H225ZM250 173V172H249ZM190 174H191V172H190ZM224 174V173H223ZM255 174H253V175H255ZM151 175V174H150ZM187 175H189V174H187ZM219 175H221V174H219ZM250 175V174H249ZM259 175L258 176H256V177H259ZM148 176V175H147ZM168 176V175H167ZM151 177V176H150ZM157 177V176H156ZM218 177V176H217ZM230 178H231V176H230ZM261 178H260V180H261ZM151 179V178H150ZM159 179V178H158ZM253 179V178H252ZM256 179V178H255ZM258 179V178H257ZM183 180V179H182ZM239 180V179H238ZM169 181H170V179H169ZM261 181H264V179L263 180H261ZM259 182V179H258V182H259V185H261V187L260 188H262V189H264V182ZM155 182V181H154ZM219 182V181H218ZM246 182V181H245ZM145 183V182H144ZM151 184H154V183H152V181L150 182ZM156 183V182H155ZM168 183H170V182H168ZM174 183V182H173ZM176 183V182H175ZM129 184V183H128ZM136 184V183H135ZM134 184V185H135ZM256 184H258L257 182H256ZM172 185V184H171ZM174 185V184H173ZM129 186H130V184H129ZM133 186V185H132ZM170 185H167L165 188L164 187H162L164 190H165V194H166V192L168 193V195H169V199L168 200H171V199H173V195H176V193H177V191H178V189H177V191L174 189L173 190V186H170ZM131 187V186H130ZM149 187V186H148ZM160 187V186H159ZM168 187V188H167ZM209 187V186H208ZM152 188H153V185H152ZM151 188V189H152ZM155 188H157V187H155ZM170 188V189H169ZM214 188H216L215 186H214ZM129 189V188H128ZM145 189V188H144ZM154 189V188H153ZM161 189V188H160ZM159 189V190H160ZM180 189V188H179ZM209 189V188H208ZM211 189H213L212 187H211ZM142 190V189H141ZM162 190V189H161ZM160 190V191H161ZM154 191V190H153ZM156 191V190H155ZM157 191H158V189H157ZM176 191V192H175ZM207 191V190H206ZM211 191H213V190H211ZM233 191V190H232ZM234 191H235V188H234ZM240 191V190H239ZM256 191V190H255ZM118 192V191H117ZM116 192V193H117ZM128 192H130V191H128ZM162 192V191H161ZM201 192V191H200ZM257 192V191H256ZM152 193V192H151ZM159 193V192H158ZM259 192H257L256 194H258ZM261 193V192H260ZM259 193V194H260ZM141 194V193H140ZM145 194V193H144ZM153 194V193H152ZM151 194V195H152ZM164 194V195H165ZM179 194V193H178ZM206 194H207V192H205V195L203 196V197H205L206 196ZM210 195H211V192L209 193ZM219 194V193H218ZM229 194V193H228ZM144 196V195H143ZM143 196L141 197V198H143ZM159 196H160V194H159ZM162 196V195H161ZM196 196V195H195ZM207 196H209V195H207ZM231 196V195H230ZM260 196V195H259ZM121 197V196H120ZM129 197V196H128ZM164 197V196H163ZM177 198H178V196H177ZM141 200V199H140ZM143 200V199H142ZM141 200V201H142ZM149 200V199H148ZM150 200H152V199H150ZM160 200V199H159ZM167 200V201H168ZM173 200H175V199H173ZM186 199L184 198V201H185ZM202 200H203V198H202ZM210 200V199H209ZM208 200V201H209ZM213 200V199H212ZM212 200H210V201H212ZM158 201V200H157ZM182 201V200H181ZM187 201V200H186ZM185 201V202H186ZM209 201V202H210ZM152 202V201H151ZM150 202V203H151ZM200 202H202V201H200ZM199 202V203H200ZM203 202H204V200H203ZM202 202V203H203ZM206 202H207V200H206ZM208 202V203H209ZM167 203V202H166ZM165 203V204H166ZM187 203V202H186ZM185 203V204H186ZM195 203V202H194ZM205 203V202H204ZM216 203V202H215ZM124 204V203H123ZM154 204H155V202H154ZM172 204V203H171ZM175 204V203H174ZM182 204H184L183 202H182ZM211 204V203H210ZM144 205V204H143ZM146 205V204H145ZM149 205V204H148ZM169 205H170V203H169ZM208 205V204H207ZM206 204H204V206H207ZM60 206V205H59ZM152 206V205H151ZM158 206H160V204L158 205ZM158 206H156V207H158ZM174 206V205H173ZM203 206V205H202ZM138 207V206H137ZM155 207V208H156ZM140 209H142L141 207H139ZM154 208V209H155ZM181 208H182V206H181ZM185 208H187V206L185 207V205H184V209ZM144 209V208H143ZM163 209V208H162ZM183 209V208H182ZM197 209V208H196ZM128 210V209H127ZM172 211V210H171ZM181 211V210H180ZM184 211H186V210H184ZM198 211V210H197ZM138 212H141V213H143V215H144V218H146L147 220H145V222L146 221H150V222H152L151 221V219L152 220H154V223H155V219H157V218H155L156 216L154 215V211H148V210H145L144 209V211H141V210H139ZM184 213H186L185 215H187V212H184ZM169 214V213H168ZM200 214V213H199ZM34 215V214H33ZM142 215V216H143ZM159 215V214H158ZM165 216V215H164ZM198 216V215H197ZM224 216V215H223ZM123 217V216H122ZM152 217H154V219L152 218ZM181 217V216H180ZM262 217V216H261ZM185 218H187V217H185ZM120 219V218H119ZM160 219H162V218H160ZM184 219V218H183ZM261 219V218H260ZM176 220V219H175ZM179 220V219H178ZM187 220V219H186ZM121 221V220H120ZM136 221V220H135ZM141 221V220H140ZM184 221V220H183ZM187 221H189V219L187 220ZM130 222V221H129ZM142 222V221H141ZM141 222H139L138 221V223H139V226H140V224H141ZM65 223V222H64ZM133 224H135L134 222H132ZM38 224V223H37ZM152 224V223H151ZM195 225H196V223H195ZM134 226H136V224L134 225ZM150 226H153V225H150ZM154 226H155V228L157 227L155 224H154ZM159 226V225H158ZM40 227V226H39ZM110 227V226H109ZM108 227V233L106 234V236L108 237V236H111V234H112V229H110ZM129 227V226H128ZM148 226H146L145 225V228H147ZM184 227V226H183ZM131 228V227H130ZM158 228V227H157ZM173 228V227H172ZM175 228V227H174ZM181 228V227H180ZM117 229V228H116ZM133 229L134 228H132V231H130L131 229H129L128 228V230L129 231H127L126 233H125V235L123 236V240H122V242L120 243L121 245L118 247V248H116V244H112L111 246H110V250L112 251V253H113V251H115V253H118V254H120L121 253V255H123V254H125V257H126V255H127V253L129 252V250L133 247L134 248V244H135V242H136V239H137V237L139 236V234L142 232V230L140 229V228H137V230H136V234L135 235H133ZM150 229V228H149ZM153 229V231H154V228H152ZM182 229V228H181ZM225 229V228H224ZM119 230V229H118ZM117 230V231H118ZM151 230V229H150ZM175 230V229H174ZM34 231V230H33ZM145 231V230H144ZM178 231V230H177ZM183 231V230H182ZM192 231H193V228H192ZM148 232V231H147ZM151 232V231H150ZM179 232V231H178ZM226 232H227V229H226ZM35 233V232H34ZM33 233V234H34ZM145 233V232H144ZM176 233V232H175ZM180 233V232H179ZM48 234H50V233H48ZM150 234V233H149ZM152 234H154V233H152ZM158 234V233H157ZM182 234V233H181ZM184 234V233H183ZM183 234L182 235H180L181 237L183 236ZM42 235H43V233H42ZM51 235V234H50ZM56 235V234H55ZM155 235V234H154ZM159 235H160V233H159ZM178 235V234H177ZM185 235V234H184ZM194 235V234H193ZM65 236V235H64ZM164 236V235H163ZM190 236V235H189ZM43 237V236H42ZM54 237V236H53ZM106 237V238H107ZM166 237V236H165ZM169 237V236H168ZM186 237V236H185ZM105 238V239H106ZM163 238V237H162ZM161 238V239H162ZM170 238V237H169ZM50 240L51 239V236H50V238L47 236V240ZM108 239H111V238H108ZM159 239V238H158ZM167 239V238H166ZM171 239V238H170ZM189 239V238H188ZM169 240V239H168ZM51 241H53L52 239H51ZM50 241V243H52ZM57 241V240H56ZM106 241V240H105ZM104 241V242H105ZM170 241V240H169ZM190 241V240H189ZM206 241V240H205ZM222 241V240H221ZM108 241H106L105 242V244L107 243ZM144 242V241H143ZM175 242V241H174ZM222 243V242H221ZM108 245H109V243H107ZM119 244V243H118ZM195 244V243H194ZM188 246H189V244H187ZM196 245V244H195ZM194 245V246H195ZM206 245V244H205ZM213 245V244H212ZM178 246H179V243H178ZM186 246V245H185ZM193 245H191V248H192V250H193V248L194 247H192ZM176 247V246H175ZM196 247V246H195ZM185 248H187V246L185 247ZM204 248V247H203ZM220 248V247H219ZM218 248V249H219ZM189 249V248H188ZM194 250L195 251H197L198 250V248L197 249H195L194 248ZM200 250V249H199ZM103 251V250H102ZM131 251H132V249H131ZM203 252V251H202ZM130 253V252H129ZM205 253V252H204ZM210 254V253H209ZM102 256L103 255H101V254H98L97 255V257H96V259H95V263L94 264H100L101 262H102ZM128 256V255H127ZM118 257V256H117ZM105 258V257H104ZM126 258H124V260H125ZM122 260H123V258H122ZM104 261V260H103ZM118 261V260H117ZM116 261V264L117 263H119V262H117ZM125 262V261H124ZM105 264L107 263V262H104Z\"/></svg>",
  "mask_w": 264,
  "mask_h": 264
},
{
  "label": "built area",
  "instance_id": "3",
  "mask_svg": "<svg viewBox=\"0 0 264 264\" xmlns=\"http://www.w3.org/2000/svg\"><path fill=\"white\" fill-rule=\"evenodd\" d=\"M176 124L181 131H188L194 125L193 116L186 110L179 111L176 116Z\"/></svg>",
  "mask_w": 264,
  "mask_h": 264
}]
</instances>
